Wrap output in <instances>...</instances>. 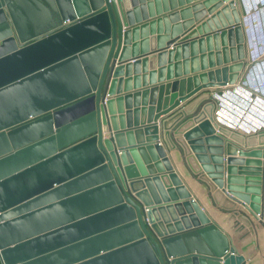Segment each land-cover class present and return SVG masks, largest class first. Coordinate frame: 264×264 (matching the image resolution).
Returning <instances> with one entry per match:
<instances>
[{
	"label": "water",
	"instance_id": "obj_1",
	"mask_svg": "<svg viewBox=\"0 0 264 264\" xmlns=\"http://www.w3.org/2000/svg\"><path fill=\"white\" fill-rule=\"evenodd\" d=\"M160 1L166 4V0H0V264H264L259 257L252 258L257 248L264 249V168L262 177V163L255 159L264 155V148L246 150L234 144L264 145V128L247 134L219 120L223 88L240 84L250 61L239 0L198 4V20L203 6L209 13L218 10L203 29L198 27L175 43L171 53L188 41L182 49L190 46L195 55L199 45L201 65L193 57L195 69L185 67L182 75L188 77L171 81L170 96L163 103L160 85L154 107L153 99L146 103L148 87L122 89V74L129 76L131 67L122 63L129 54L136 55L137 44H131L136 24L154 16L153 4L156 15L167 12L159 10ZM192 1L180 0L179 6ZM189 11L187 6L180 14L185 17ZM142 22L139 29L145 36L154 21ZM150 40L153 44L154 37ZM146 43L141 40L142 48ZM164 56L165 51L159 55ZM159 72L161 82L164 69ZM201 89L210 95L196 97L197 103L207 100L193 118L197 125L183 132L182 143L172 139L164 122V141L175 150V163L182 162L179 151L184 154L186 146L204 173L195 178L239 204L220 207L226 210L223 216L240 223L221 224L231 237L253 225L259 246L251 253L241 249L252 258L249 262L212 222L210 216L217 219L219 211L209 199L202 201L195 190L200 184L182 164L178 166L210 216L174 171L159 141V115ZM125 99L126 109L121 106ZM195 103L183 105L182 115H191ZM202 134L207 137L199 138Z\"/></svg>",
	"mask_w": 264,
	"mask_h": 264
},
{
	"label": "crops",
	"instance_id": "obj_2",
	"mask_svg": "<svg viewBox=\"0 0 264 264\" xmlns=\"http://www.w3.org/2000/svg\"><path fill=\"white\" fill-rule=\"evenodd\" d=\"M182 1L184 2L185 0H182ZM202 1L203 0H194L188 4L187 3L183 4L182 6H179L180 0H166L165 5H163L162 2L160 1L159 10H162V11H164L165 9L167 10V12H163L160 15H156V11H158V10L156 9L155 4H153L152 12H153L154 16L148 17L150 15V11H147L146 16L148 18L146 20H144V19L142 20V21H147L146 23H149L150 21H154L153 26H151V25L147 26L146 35L144 36L141 32V29H139V28L141 25L140 23H145V22L140 21L136 24V27H137L136 37H135L136 39L133 40V37L131 35V40H133V42L131 41V44L136 43L137 44V50H136L135 56H132L133 55L132 53L129 54V56L122 63L123 66L131 64L130 71H129L130 75L127 76L126 72H124L122 74V77H123L122 89H130V90L137 89L138 91L139 90L142 91L141 89L148 87L147 89H149L150 92H148L146 94V101H147L146 103H149L151 101V99H153L152 101H153V103H155L154 104V107H155L156 103L158 101V97H159L160 92H161L159 90L160 85H162V87H163L162 92H161V97H162L161 103H163L165 101V99L170 96V93H171L170 92V89H171L170 83H171V81H173L175 79L180 80L181 78L188 77L187 75H182L183 72L185 71V67H186L187 71H191L192 69H195L196 65L192 61L193 57L197 58V66L200 67L201 59H200V51H199L200 46L199 45H198L199 47L198 46L196 47L197 53L195 55H192V49L190 46H187L186 51H184L182 49V45H184V44L188 45V43H190L188 41L185 43L184 42L180 43V45H178L174 48L175 50L172 53H171V47L174 46L175 43H177L181 38H184L191 31L197 29L198 27L199 28L201 27V29H203V24H205V22L212 15H214L215 12L218 10L217 9L214 12L209 13L208 6H203L202 7V9L204 10L203 17H201L199 20L195 19V13L199 9L198 4L201 3ZM256 3H258L256 5L258 7V9H256L257 7L255 9L257 10V13H259L258 12L259 8L261 6H264V0H257ZM187 6L190 7V11H189L190 14L188 16L183 17L180 14V9L187 7ZM164 7H166V8H164ZM172 7H174V8H172ZM210 7H212V5ZM171 13H177V16L175 18H171V17H169V14H171ZM165 16L167 17L166 22L164 21V18H166ZM260 16H261V12H260L258 17L260 18ZM158 19H160V24L157 23ZM241 19H242V23H245L244 13H242ZM252 23H254L253 26H252ZM255 24H256V19L252 15V19L250 21V26H249L250 29L251 28L253 29ZM260 25L262 27L263 24L260 23ZM177 26L180 28V30L176 33V28H178ZM245 28H246V23H245ZM248 31H249V28H248ZM142 36H144V37H142ZM200 36L201 35H199V37ZM151 37H154L153 44H151V40H150ZM247 37H248V35H247ZM144 39L147 40L146 48H144V47L142 48V46L140 44L141 40H144ZM245 40H246V42H245L246 46L248 43V47H249L248 50H250L252 53V51L254 50V46H255L254 42L252 44V47H253L252 48L251 43L248 41V39L245 38ZM197 41H198V39H197ZM204 42H205L204 49L207 50L206 49V47H207L206 41L204 40ZM169 43H171V44H169ZM163 51H165V56L162 59V57H159V55ZM205 53H207V52H205ZM252 54L254 55V53H252ZM256 57L261 58V52H258ZM144 60H145V63H143ZM184 60L187 61V65H184V63H183ZM134 61H136L137 63ZM177 64H178V66H176ZM169 66H170V69H169ZM144 68H145V71H144ZM161 68L164 69V72L162 75L164 80L161 82H158V80L160 79L159 69H161ZM260 70H261V67H260ZM260 70L257 71V74H259L260 72H263ZM124 71H125V69H124ZM151 73H153V76H151ZM178 73H181V76L176 77V74H178ZM257 74L255 76H257ZM188 75H192V73H190ZM169 76H171L172 78L169 79L168 78ZM127 79H129V80H127ZM125 80H126V82H125ZM151 80L153 81V84H149V82ZM179 86H178V90L175 93H178ZM237 86L238 85L233 86V87L231 86L229 88H223L224 94H225L223 96V98L225 99V101L228 99V95L230 93H232L233 90L235 88H237ZM240 86H243V85H240ZM184 87H185L184 91H187L186 90L187 84L184 85ZM153 88H156L154 93L151 92V89H153ZM168 88H169V90H168ZM200 94L210 95V93H207L205 89H201L198 92H196L195 94H193V96H191L190 98H187L185 101H180V103L177 106L173 107L172 109H170L165 114L159 115V117L157 118L159 141H160L161 145L164 146V149L166 150V153L170 159V162L173 165L174 171L177 173V175L182 180V182L188 187V189L192 193L193 197L199 201V203L202 205L204 210L209 214L210 212H208V208H206L203 205V203L201 202V200L196 196L194 189H192L191 186L187 182V181H189V179L187 180L181 174L178 166L180 167V165L182 164L183 169L188 170L190 172V174L192 175L191 178L193 180H196L200 184L201 187H195V190H196V188L199 189V191H197V192L200 193L202 201L203 200L205 201L206 198L209 199L210 206L216 208L219 211L217 219L220 220L221 222L218 223L217 219H215L211 214H209V216L211 215L210 217L212 219V222L215 223L220 229H222L226 233V235H228L229 239L232 241V243H233L236 251L238 252V254H240V255L242 254L244 256V261L249 262V261H251L252 258H254L256 256L259 257V260H264V249L260 250L259 248H257L259 246V240H258L259 235H257V233H256L257 231H255L253 229V225H252V228L247 227V226L242 228V230L238 231L237 236L231 237L230 233L227 232L226 228H224L221 224L223 222H228L229 226H230V225H234L235 222L240 223V221H237V218L230 220L227 217L228 215L223 216V215H225V213H222V212L226 211V210L222 209L220 207L223 204L224 205L233 204V205H235V207H238L239 204L235 203L234 201L227 198L225 195L221 194L219 192V190H217V189L215 191H212V188H211V185L209 182H204L203 180L201 181V180H198L197 178H195V177H198L199 174L203 175L204 173L202 170H200L199 164L196 161L194 155L190 151H188V149L185 145L184 146H185L186 150H185L184 154H183L182 150L179 148L181 151V152L179 151L180 156L183 157L182 162L181 163H178V162L175 163L174 159L177 158V154L174 152L175 150L168 149L167 144L164 141L163 129L165 128V125L163 126V124H162L164 122L167 124V127L169 128L168 130L170 131V136L172 137V139L173 138H174V140L177 139V140H179L178 142H182V143L184 141L182 139L183 132L186 129H189L190 127H192L193 125H197V124L193 123V118L196 117L195 115L199 112L203 103L205 101H207V100H205V101H202L200 103H197L196 97H198ZM246 95H247V98H246L247 100L251 99L249 94H246ZM231 98H233V97H231ZM143 99H144L143 95L140 94L139 99H138L139 105L143 103L142 102ZM127 101L128 100L125 99L122 102V104H121L122 108L126 109V107H127L126 102ZM190 102H194V103L196 102L194 105V106H196L195 111L191 115H185V113H184V115H182V106L186 105L188 103L187 106L191 107L190 105H193L194 103L193 104L191 103L189 105ZM131 103L133 106V100L132 99H130V104ZM138 107H140V109H141L142 106L140 105ZM225 107H226V104H225ZM225 107H222L223 111L221 112V116H220L219 120L226 121V122H229L230 120L236 121L235 118L237 119V117L234 116L231 112H228V113L224 112ZM179 114H181V115H179ZM145 117L147 118V114L145 115ZM146 118H145V120H146ZM137 119H140V122H141V114L139 115V113H138ZM226 119L229 121H227ZM240 123H241L240 125H243V122L240 121ZM125 125H126V123H125ZM180 126H182V127L180 128ZM179 128H180V130H179ZM216 134L225 138L222 134H219L218 132H216ZM144 137H145V135L143 133L142 138L144 139ZM205 137H207L205 134H202L201 137L199 136V138H202V139H205ZM124 138L125 139L127 138L126 135ZM134 140H136L135 136H134ZM234 144L236 146H239L240 148L246 149V150L251 149V148H254V149H259V148L263 149L264 148V145H258V146H254V147L249 148V147H246V145L240 146L236 143H234ZM202 145L205 146L204 143ZM154 154L158 157V152L156 150H154ZM172 154H173V156H172ZM146 155L150 161V164H151L150 167L152 168V170L154 172H156L157 167L155 166V162L152 160L153 158H152L151 153L149 151H146ZM173 157H174V159H173ZM223 157H224V173H225L226 172L225 171V166H226L225 159H226L227 155L224 152H223ZM233 157L238 158L239 156L236 155ZM243 159H246V157H243ZM255 159H258L262 163L261 167H262V177H263L264 155L260 156V158H255ZM142 160H143V158H142ZM157 161L161 162V160L159 158ZM161 166H163L162 163H161ZM144 167L147 169V171H149L147 165H144ZM198 169L200 172L197 174L191 173V171H190V170L195 171ZM161 183L163 185H165L164 181L163 182L161 181ZM168 183L170 184L169 179H168ZM153 185H154V189H155L156 193H158V189H157L156 185L154 183H153ZM225 185H224V187H225ZM144 189H146V188H144ZM174 212H175V214L179 213L178 209H176V208H174ZM167 215L171 216L169 211H167ZM185 216H187V215L185 214ZM259 217L261 218V215H259ZM254 221L256 222V220H254ZM241 222H242V220H241ZM240 225L241 224H239L236 227V229H239ZM263 236H264V234H263ZM255 247L257 248V250L254 252V254H252V258H250L249 256L247 257L246 253H251L252 249ZM241 249H243L244 251H247V252L242 253ZM256 263H258V262H256Z\"/></svg>",
	"mask_w": 264,
	"mask_h": 264
},
{
	"label": "built area",
	"instance_id": "obj_3",
	"mask_svg": "<svg viewBox=\"0 0 264 264\" xmlns=\"http://www.w3.org/2000/svg\"><path fill=\"white\" fill-rule=\"evenodd\" d=\"M248 32V30L246 31ZM264 46V45H263ZM263 48V47H262ZM261 48V50H262ZM260 51V50H259ZM258 51V52H259ZM256 52V51H255ZM252 53H254L252 51ZM251 53V51L249 50V57H250V61L248 64V68L246 70V73H248V76L251 78L249 81H245V79H243L240 84H237V88H240L241 90H243L245 92V94H249L250 96H254V100L255 102L253 103L255 105L254 111H249V112H245L243 111V114H233L235 112H231L229 110V108L225 107L224 105L226 104L225 99L222 97L220 98V105H221V111L223 110L222 107H225L229 112H231L234 116L237 117V119L235 118L236 121H229V122H222L224 124H226L228 127L230 128H234L242 133H252V132H256L258 129L264 128V106L263 105H259L258 102L264 103V83H262L263 85H261V83H257L256 79L257 76L254 77V73L257 74V68H255V71L253 69V65L258 61V60H264V57L261 58H257V57H253V54ZM254 71V72H253ZM258 75V74H257ZM243 86H239L241 84H245ZM235 88L232 92V94L235 92V90L237 89ZM225 95V94H224ZM238 98L241 100V98L238 96ZM247 100V99H246ZM251 99H248V105L252 108L251 106ZM238 110V108H236ZM240 109V108H239ZM226 111V110H224ZM220 114V112H219ZM247 117H246V116ZM246 117V118H245ZM243 119H245V121H243V125H240V121H242Z\"/></svg>",
	"mask_w": 264,
	"mask_h": 264
},
{
	"label": "rangeland",
	"instance_id": "obj_4",
	"mask_svg": "<svg viewBox=\"0 0 264 264\" xmlns=\"http://www.w3.org/2000/svg\"><path fill=\"white\" fill-rule=\"evenodd\" d=\"M245 2H244V4L246 3L247 4V6H249L252 2H253V0H244ZM252 1V2H251ZM255 1V0H254ZM256 2V1H255ZM257 5V4H256ZM255 5V6H256ZM264 6L262 7V11H261V16H260V18L257 16V14H253V16L254 17H257V19H258V22L259 23H261V24H263L262 26H263V28H264ZM259 23L256 25V26H259ZM255 27V26H254ZM250 33L251 34H253V31H254V28L253 29H250ZM257 31H258V29H257ZM256 31V32H257ZM264 32V31H263ZM248 33H249V31H248ZM251 34H250V37L248 38V40H249V42H251V40H253V41H255V38H256V35L254 36V38L251 36ZM249 35V34H248ZM252 37V38H251ZM260 48V47H259ZM253 69H254V71H255V68H258V69H256L257 71L258 70H260V67H261V70L260 71H263V72H260L257 76H260V77H258V79H256V81H257V83H263L264 82V60L262 59V60H258L253 66ZM253 71V72H254ZM256 74L254 73V76H255ZM244 77H245V81H249L251 78V76L249 77L248 76V73H246V72H244V74H243V78L242 79H244ZM238 96H241V100L238 98ZM231 97H233V98H231ZM250 97H252V100H251V106H252V108L248 105V100H246V98H247V95L245 94V92L243 91V90H241L240 88H237L236 90H235V92L232 94V93H230L229 95H228V99L226 100V107L227 108H229V110L233 113V112H235V113H233V114H243L242 112L243 111H245V112H249V111H254V108H253V106L255 107V105L253 104L254 102H255V98H254V96H250ZM259 103V105H263L264 106V103H261V102H258ZM236 108H238V110L236 109ZM240 108V109H239ZM246 116V115H245ZM247 117V116H246ZM245 117V118H246ZM243 121H245V119H243L241 122H243Z\"/></svg>",
	"mask_w": 264,
	"mask_h": 264
},
{
	"label": "bare ground",
	"instance_id": "obj_5",
	"mask_svg": "<svg viewBox=\"0 0 264 264\" xmlns=\"http://www.w3.org/2000/svg\"><path fill=\"white\" fill-rule=\"evenodd\" d=\"M256 2H257V0H255ZM254 0H253V2L249 5V6H247V4L245 3L244 4V0H239L238 2H239V4H240V7L242 8V12L244 13V17H245V23H246V28L248 27L249 28V35H248V32H247V34H246V37L245 38H249L250 37V21H251V19H252V15L253 14H257V16H259V14H260V12L262 11V7L263 6H261L260 8H259V13H257V10L256 9H258V7L257 6H255L256 4H258V3H256ZM257 7V8H256ZM256 8V9H255ZM261 10V11H260ZM264 10V9H263ZM255 19H256V24H255V27H256V25L259 23L258 22V19H257V17H255ZM253 24L254 23H252V26H253ZM248 28H247V30H248ZM252 29V28H251ZM262 29L264 30V28H263V26H262ZM247 35H248V37H247ZM252 38V37H251ZM257 39V38H256ZM249 41V40H248ZM245 42H246V40H245ZM253 40H251V47H252V44H253ZM264 44H261V43H259V44H256L255 46H254V50H253V52H254V55H253V57L255 56H257V54H258V51L259 52H261V57H264V46H263ZM260 47V48H259ZM263 47V48H262ZM253 48V47H252ZM261 48H262V50H261ZM256 51V52H255ZM258 77H260V76H257V78ZM244 79H245V77H244ZM241 85H246V83L245 84H241ZM240 86V85H239ZM240 98H241V96H239ZM225 106V105H224ZM225 110L226 111H224L225 113H228L229 111L225 108ZM223 111V110H222ZM222 111H220V116H221V112ZM220 119V118H219ZM221 121V120H220ZM222 122H224V121H222Z\"/></svg>",
	"mask_w": 264,
	"mask_h": 264
},
{
	"label": "clouds",
	"instance_id": "obj_6",
	"mask_svg": "<svg viewBox=\"0 0 264 264\" xmlns=\"http://www.w3.org/2000/svg\"><path fill=\"white\" fill-rule=\"evenodd\" d=\"M258 28L256 27V30H257ZM251 32V31H250ZM258 32V31H257ZM251 36L253 37L254 35L253 34H251ZM259 37V36H258ZM259 41H263L264 42V40L263 39H259ZM258 79V78H257ZM264 83V82H263ZM261 85H263L262 83H261Z\"/></svg>",
	"mask_w": 264,
	"mask_h": 264
}]
</instances>
